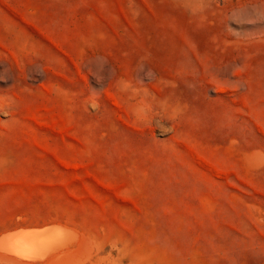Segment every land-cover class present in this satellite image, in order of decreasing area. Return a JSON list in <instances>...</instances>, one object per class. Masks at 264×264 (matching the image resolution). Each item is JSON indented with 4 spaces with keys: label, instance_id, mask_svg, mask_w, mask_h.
I'll list each match as a JSON object with an SVG mask.
<instances>
[{
    "label": "rangeland",
    "instance_id": "rangeland-1",
    "mask_svg": "<svg viewBox=\"0 0 264 264\" xmlns=\"http://www.w3.org/2000/svg\"><path fill=\"white\" fill-rule=\"evenodd\" d=\"M0 264H264V0H0Z\"/></svg>",
    "mask_w": 264,
    "mask_h": 264
},
{
    "label": "bare ground",
    "instance_id": "bare-ground-1",
    "mask_svg": "<svg viewBox=\"0 0 264 264\" xmlns=\"http://www.w3.org/2000/svg\"><path fill=\"white\" fill-rule=\"evenodd\" d=\"M44 232V231H43ZM39 233V232H37V233H34L33 235H30L28 238H23V240H22V238H20L21 240H19L18 238H16L15 237V240H19V241H15V243H17V249L19 250L20 249V251L22 250V251H26V252H34L36 249L38 250V248H40L42 245L43 246H45V245H48L49 243H51L53 240H52V238L54 239V238H56V236L55 235H57V233H55L54 231L52 232V231H50V232H44V233ZM28 236V235H27ZM18 237V236H17ZM14 239V238H13ZM49 242V243H48ZM45 243H47V244H45ZM42 248V247H41ZM29 258H31V257H29ZM32 259H34V258H32Z\"/></svg>",
    "mask_w": 264,
    "mask_h": 264
}]
</instances>
